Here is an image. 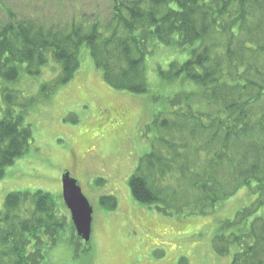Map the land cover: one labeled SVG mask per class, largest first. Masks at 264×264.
I'll return each instance as SVG.
<instances>
[{"label":"trees","instance_id":"obj_1","mask_svg":"<svg viewBox=\"0 0 264 264\" xmlns=\"http://www.w3.org/2000/svg\"><path fill=\"white\" fill-rule=\"evenodd\" d=\"M5 13L4 82L17 81L22 65L28 75H39L50 55L60 67L56 85H65L85 47L106 86L143 95L148 56L160 46L188 51L183 63L157 69L162 82L178 89L154 120L156 137L129 178L130 194L164 215L207 216L246 188L254 202L220 223L212 247L219 257L235 248L230 264H264V0H111L101 18ZM3 101L0 180L32 140L22 117L12 116L15 93L5 91ZM27 201L33 211L22 219L20 207ZM99 203L108 211L117 205L112 196ZM56 214L48 193L8 194L0 213L6 225L0 227V264H42L65 226Z\"/></svg>","mask_w":264,"mask_h":264},{"label":"rangeland","instance_id":"obj_2","mask_svg":"<svg viewBox=\"0 0 264 264\" xmlns=\"http://www.w3.org/2000/svg\"><path fill=\"white\" fill-rule=\"evenodd\" d=\"M110 2L0 0V24L8 10L13 15L39 11L48 19H70L79 12L107 17ZM188 57V51L156 49L145 60L148 93L143 95L106 86L85 47L79 51V69L65 85H56L60 67L50 55L37 76L28 75L22 65L17 81L0 78V116L6 111L4 92H14L12 116L22 117L23 126L32 132L28 151L5 169L0 180V213L8 194L41 191L51 195L58 220L64 217L58 243L46 252L42 264H230L235 248L219 257L212 240L222 221L232 220L254 202L246 188L219 203L210 215L185 217L164 215L135 202L128 188L140 158L151 152L157 114L168 109L167 98L178 89L162 82L157 69ZM65 173L78 183L93 210L89 247L71 229L62 200ZM107 196L116 199L115 210L100 206V198ZM32 211L27 201L19 217L27 218ZM5 226L0 216V227Z\"/></svg>","mask_w":264,"mask_h":264},{"label":"water","instance_id":"obj_3","mask_svg":"<svg viewBox=\"0 0 264 264\" xmlns=\"http://www.w3.org/2000/svg\"><path fill=\"white\" fill-rule=\"evenodd\" d=\"M62 200L69 213L71 225L76 237L90 243L92 232V207L87 198L82 194L78 183L65 173L61 179Z\"/></svg>","mask_w":264,"mask_h":264},{"label":"crops","instance_id":"obj_4","mask_svg":"<svg viewBox=\"0 0 264 264\" xmlns=\"http://www.w3.org/2000/svg\"><path fill=\"white\" fill-rule=\"evenodd\" d=\"M157 245V244H156Z\"/></svg>","mask_w":264,"mask_h":264}]
</instances>
